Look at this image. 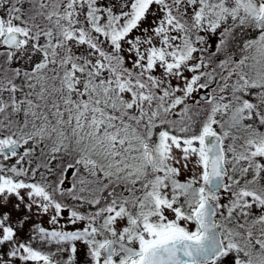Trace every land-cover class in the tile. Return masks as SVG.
<instances>
[{
    "label": "snow or ice",
    "instance_id": "1",
    "mask_svg": "<svg viewBox=\"0 0 264 264\" xmlns=\"http://www.w3.org/2000/svg\"><path fill=\"white\" fill-rule=\"evenodd\" d=\"M0 264H264V0H0Z\"/></svg>",
    "mask_w": 264,
    "mask_h": 264
}]
</instances>
